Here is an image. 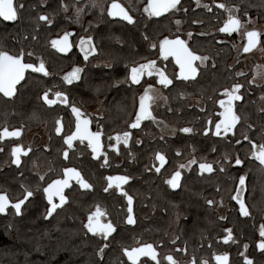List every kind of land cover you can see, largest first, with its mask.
<instances>
[{
  "label": "flooded vegetation",
  "instance_id": "1",
  "mask_svg": "<svg viewBox=\"0 0 264 264\" xmlns=\"http://www.w3.org/2000/svg\"><path fill=\"white\" fill-rule=\"evenodd\" d=\"M106 0H14L15 4H23L24 8L21 9L18 13V20L14 22H5L0 18V49L8 51L10 54H16L19 52L21 48L24 49L25 53L32 52V56H26L25 62L28 63H35L39 64V60L42 58L45 67L49 72V76L45 77L41 73H33L30 69L26 71L25 77L27 75L34 81H38L41 83V88L44 90L41 95L40 99L43 96V93L49 89L53 88V91L49 93V98L54 99V92L57 90L64 91L66 89L69 94L68 97V104H62L57 102L55 105H47L41 99L39 100H28L22 101V87L19 85L17 86L20 92L19 99H15L14 97L8 98L4 97L2 93H0V132L3 129L7 128L9 132L15 131L17 129L20 130V136H11L5 137L0 139L3 142L0 145V149L2 150H11L16 145H19L23 149H31L28 152V155L25 156L21 153V164L17 166L12 163L13 157L11 159V163L15 165V167L20 168L22 166V184L24 185H31L33 187H45L46 183L39 180V176L43 175L46 178L47 182H51L52 179L61 178L62 176V169L64 167H75L79 170L90 183V176H91V164L90 162H94L98 165V170L101 173V176L106 178L107 176H118V175H128L131 179L126 184H121V189L123 191L128 192L129 195L133 197V214L135 223L134 224H127L126 223V215H127V199L126 197L122 198V193L120 189H116L113 191L112 188L109 189L107 192L108 194H116L118 195L125 204L117 205V207L110 206V200L107 197H104V204H95L91 211L87 213V215L95 211V207L99 205L102 209H105L108 213L107 216L102 218V222L106 223L108 220H113L117 225L118 228L114 233L120 234L123 232H127V226L130 225L134 227L132 231V235L135 236V243L131 247H124L123 249L138 247L145 243H152V241H141L139 236L141 235H148L150 236L153 234V228L148 225V223L152 224V219L156 216H160V210L166 211L167 207V200L168 190L172 192H180L183 194H192L194 193L196 197H198L200 201V205L207 204V200H213L215 203L213 205L207 206L214 210L216 216L226 217L224 220H228V223H233L237 226L238 230L235 229L232 231V239L225 243L223 237L226 236L228 233L225 232V229L231 228H224V230L219 231V233L214 232L208 240L211 242L207 245L208 248L215 249L218 247L228 248L231 251H237V255L235 259L230 251H221L213 254V261L214 255L216 254H229V263L233 261V264H242L244 263V258L241 256V253H244L253 263L255 260L249 256L248 252L252 248V244H250V234L245 232L246 228L251 227L254 231L256 229L257 224L255 221L264 218V211L261 212H250V208L248 205L249 195H248V178L254 175V172L257 168L260 167L264 171V168L259 164L258 166H242L239 170L235 171V165L229 163V160H224V157L220 158L217 153V149L215 151H208V148H203V140L202 136H211L214 138H229L230 135H233L235 132L236 126L232 129V131L225 133L223 128L221 129V134L219 136L215 135V126L214 123H209V121H216L219 117V112L223 111L220 108L218 103L219 99H226L223 96L222 90L225 87L231 88L234 83L228 84L223 86L221 89L218 90L216 94L210 96H190L186 92L185 86L181 88H177L174 86L175 76L179 73V67L175 63V59L173 57H169L167 60L160 57L158 54V49L156 51L150 52L144 58L147 60H155L156 66L161 68L165 71V74L170 78L173 79V84L169 85L168 87H164L163 85L157 82L158 77H149L144 76L141 78V85L144 84V81H148V83H155L158 86L162 87L163 91L166 95L165 102H158L156 106L152 103L151 111L152 115L155 117V121L152 119H144L141 121L140 127L136 129L129 128V123L134 119L135 111L138 108V97L143 92V87L137 84H130V82L123 86V88L129 93L131 92V96L133 99H136L135 106L126 111V117L123 118L121 121L117 122L115 126L108 128L106 122V104L104 102L105 92L101 91L99 100L94 98L92 101L89 99V94L87 91L82 90V86L84 84L83 81V74L82 79L78 82H74L72 85H67L63 83L62 77L70 72L73 67L80 66L86 70H89L90 64H99L98 61L92 60L96 59V55L98 54L97 51V40L95 36L101 41L100 38V30L102 24V16L105 15V10L107 13V7L111 4L112 1H109L108 6L105 4ZM131 15L135 23L134 24H142L145 22H151L153 18H159L161 16L168 15L172 11H176L180 15L182 12L187 10L188 7L184 0H180V3L177 5L178 10L171 9L168 12L163 13L161 16H152L149 17L147 13L143 11L144 7L148 4V0H130V8L127 6L126 2L118 1ZM192 4L194 8H204V5H208L209 8L212 10V4L210 1L201 0L202 4H197L196 0H192ZM95 3L97 7H92V4ZM62 5L67 6V10L65 11ZM32 7V14L34 16L35 23L32 26L31 32L32 35H22V19L25 16L26 12L28 11L29 7ZM228 7H232L233 5H227ZM82 9L80 14L79 23L76 22V9ZM101 8L104 9V12L101 13ZM208 10V9H206ZM29 13V12H28ZM27 13V14H28ZM224 18L220 27L223 26L224 21L228 18V13L224 10ZM237 17L241 19L243 22L245 18H249L246 16L242 18L239 16L238 12L236 13ZM40 15H47L49 19L53 21L51 25H48L44 21L37 20V17ZM182 16H178L174 19L176 20L181 19L182 24L180 27L177 26L175 23V32L176 35L173 37H169L170 39H174L175 37L179 36L183 40H185L189 45V36L188 33H192L191 30H187L184 27V18ZM112 20H118L124 23L129 24L127 21H123L121 19L111 18ZM131 24V25H134ZM219 27V28H220ZM87 30V31H85ZM252 30V29H251ZM256 30V29H255ZM67 31L72 33L69 36V42L72 43V47L67 53H61L56 48H53L51 45V41L53 39H59L63 36L64 32ZM238 32V31H237ZM237 32H233L231 34L223 33L224 36L217 37V41L221 43H228L231 44L234 48L233 56L227 60L226 65L229 69L233 70L234 73L240 72V68L243 65L242 62H237L232 64V61L235 59L237 54V47L236 43L238 42ZM92 36L93 38V45L95 47V52H91L88 56V61L84 60V55L80 51L79 48V39L80 37ZM35 36L36 39L32 37ZM148 37L149 44L155 42L156 38ZM245 37V36H244ZM164 37L158 38V40H162ZM246 43V37L245 41ZM261 44V35H260V42L255 47L257 48ZM245 45V44H244ZM243 45V46H244ZM243 46L241 51H243ZM87 48V45H86ZM158 48V46H157ZM254 48V49H255ZM192 49V48H191ZM253 49V50H254ZM193 50V49H192ZM251 50V51H253ZM249 51V52H251ZM244 52V51H243ZM244 52V53H249ZM197 55H203L209 57L208 60L204 61L201 64L200 61H196L195 64L198 66V73L195 79L199 76L200 72L205 70H210L214 68L215 63L211 61V57L208 56L207 53H198L195 51ZM264 57V55H263ZM146 59H142L140 61L132 63L131 66L134 64L145 63ZM88 68V69H87ZM244 75H250V81L253 80L252 71L243 72ZM195 79H189L188 81H193ZM128 81V80H127ZM183 81V80H180ZM263 80L260 83H255L256 85L262 84ZM24 81H22L23 83ZM187 82V81H184ZM56 86V87H53ZM146 86V85H145ZM122 88V87H121ZM179 90V97L181 99H187L188 105L191 108L196 109L200 112V114H204V112L208 108V101H210L211 105L214 107L213 114L207 115L206 117V125L204 127L207 128L209 131L205 134L204 130L202 134L198 132L192 131L191 133H182V140H183V150L179 154V158L171 157V153L173 149L169 147V143H167V150L166 152L157 150L153 151L154 140H165L168 138L174 137L178 132L179 129L183 127H193L190 124L184 125L182 127H178L175 124L167 123L164 118L162 117L163 110L169 112L171 111V100L169 96V90ZM85 92V93H84ZM201 100V104L198 101ZM240 101H234V111L237 113V104ZM76 105L81 109V111L87 115L88 119L90 120L89 129L92 132L101 131V143L102 149L100 153H97V156H93L91 154V149L87 148V141L85 140L81 143L79 140L73 142V148L69 150V158L64 159L62 153L67 145L63 143L62 137L66 134H71L72 131L75 130V115L71 111V105ZM45 105L49 107L47 112L51 113L52 116L43 122H32L27 121L25 118V114L22 113V107L25 106H39ZM260 106L264 108V101H261ZM61 108V109H60ZM39 115L43 113V110H35ZM25 112V111H24ZM238 115V113H237ZM60 120L61 126V133L57 134L55 132L56 121ZM173 125L174 127H171ZM124 131H129L131 133L129 137L128 144L125 146L122 142L120 145H117L116 148L109 147V143L115 144V135L117 133H123ZM112 136L113 140L110 142L108 137ZM139 141V143H137ZM149 142L148 144L150 147L147 148L148 153V160L147 162H143V164H132L138 161L140 158H143V155L146 151L145 142ZM186 141H193L194 142V150L192 151L191 156L188 158V155L185 151ZM256 144V143H255ZM257 146L260 144H256ZM47 146V147H45ZM204 149L206 152H204ZM159 152L165 156V164L161 167L160 161L155 159V154ZM253 149L249 150V157L253 159L256 163H259L257 159L252 155ZM61 155L62 159L66 161V164L59 163L57 160V155ZM107 155L108 161H112L114 164L115 170L111 173L106 172V164L104 161V155ZM228 155V154H225ZM224 155V156H225ZM193 156L197 159V164L191 166V168H184L181 169L182 177L180 181V186L173 189L171 186L165 183V180L171 177V174L177 170L179 164H187L188 160L191 159ZM229 156V155H228ZM92 160V161H91ZM216 161H220L219 164L215 163ZM128 162H132L129 164ZM200 162H211L213 163L214 171L212 173L199 171V163ZM101 165H104L103 167ZM161 167V172L157 173L155 171V167ZM223 167L224 171L221 172L219 169ZM5 167L1 166V170H4ZM97 168V166H96ZM195 169V171H193ZM240 175L246 176L245 181V190L240 193L241 198L245 201V204L249 210V213L253 219H249L248 217L242 216L239 213V204L232 200L231 197L236 195L234 191L235 186L238 184V177ZM259 176H263V172L259 173ZM236 179V182L234 180ZM75 184V181L71 182ZM107 187V184L105 185ZM115 187V186H113ZM78 188V186H77ZM82 191H86L81 189ZM69 190H66V193ZM78 191L73 189L71 190V196L73 197L77 194ZM23 198V197H22ZM46 201V199H45ZM58 200L56 199V202ZM222 201V203H221ZM47 203V201H46ZM117 212V213H116ZM86 215V218H87ZM175 221H179L178 216L176 215ZM87 222V219H86ZM177 224V223H176ZM169 231V229H168ZM167 233V230H166ZM175 227L173 228V238H176ZM167 239V238H166ZM247 244V250L244 249V245ZM154 245V244H153ZM199 246H203L200 244ZM174 248L178 251L180 257H178V264H190V262L195 258L194 256L184 257L181 256L179 252L181 251V245L176 244L174 246L166 245V249ZM154 248L158 251V249L154 246ZM260 250V249H259ZM159 251L157 252L158 258ZM167 255H171L167 253ZM126 256V255H125ZM188 258V260L186 259ZM149 259L150 258H143ZM141 259V260H143ZM128 260V259H127ZM140 260V261H141ZM175 260V259H174ZM181 261V262H179ZM196 264H201L195 258ZM215 262V261H214ZM215 264H217L215 262Z\"/></svg>",
  "mask_w": 264,
  "mask_h": 264
},
{
  "label": "trees",
  "instance_id": "2",
  "mask_svg": "<svg viewBox=\"0 0 264 264\" xmlns=\"http://www.w3.org/2000/svg\"><path fill=\"white\" fill-rule=\"evenodd\" d=\"M109 1L112 0L105 1L106 6ZM118 1L126 2L130 8V0ZM184 1L188 9L183 11L182 15L172 11L168 15L153 18L151 22L145 20L142 24L134 25L110 19L105 10L100 30L101 41L95 36L98 54L96 59H92L98 61L99 64H90L89 70L85 69L82 90L87 91L91 101L94 98L99 100L101 91L105 92L107 127L115 126L117 122L126 117L127 109H130L133 104L135 106L136 102V99L131 96L132 93H128L123 88L129 83L126 79L125 65L129 67L132 63L142 60L150 52L158 49L150 48L149 41L144 39L145 36L156 38L155 42L158 46V38L176 35L174 19L182 16L185 21L184 27L192 31V36L188 41L189 45L198 53H207L211 57V61L215 63V67L209 66L210 70L204 69L193 81L175 80L174 86L177 88L185 86L186 92L190 96L203 95L207 97L216 94L223 86L231 83L239 82L244 85L241 89L243 100L237 104V113L241 119L236 125L234 134L229 138L202 136L203 148H208L209 152L216 148L220 158L228 154L231 158L229 163L233 165H235L234 158L238 156L244 161L242 166L259 167V163L250 159L249 150L252 147L250 141L256 144L264 143V111H262L264 108L260 106L261 101H264L262 99L264 97V81L260 85L249 84L251 74L237 76L233 70L227 67L226 62L233 56L234 48L231 44L217 41V37L224 36L218 29L225 14L224 9L218 8L217 5L220 3L235 5L242 18L256 17L264 23V0H206L212 4L211 11L194 8L192 0ZM31 10L30 6L22 19V35H32L31 29L35 21ZM193 21L202 23H193ZM200 33L206 34L200 35ZM261 48L264 54V33L261 34ZM22 84V101L41 100L40 95L44 90L40 87V82L32 80L27 75ZM64 91L69 94L66 89ZM19 96L20 92L17 93L15 99H19ZM169 96L172 109L169 112L163 110L160 114L164 120L178 127L190 124L195 133L202 134L206 125V116L213 114L214 111L210 101H208L207 110L202 115L196 109L189 107L187 99L179 97V90H169ZM35 110L44 112L39 115ZM48 110L49 107L45 105L22 107V113L25 114L27 121L38 120L39 123L52 116L47 112ZM249 125L252 127L249 128ZM244 136L249 139L245 140ZM236 140H240V143L237 144ZM148 143L145 142L146 151L143 158L134 163L128 162L129 164L141 165L143 162H147V148L150 147ZM154 143L152 151L154 153L157 150L166 152L167 143H169V147L173 149L172 158L177 156L179 158L177 153L180 154L184 147L180 131L172 138L155 139ZM2 144L3 142L0 141V145ZM193 146V141H186L185 151L188 158L194 150ZM204 152H206L205 149ZM11 159L10 150L0 151V168L1 166L5 167L4 170L0 169V192H6L13 201L23 197L21 185L30 187L36 194L29 198L30 203L25 202L26 207L21 216L13 215L12 211L5 215L0 214V264H131L124 255L123 248L131 247L136 242L135 236L132 235L134 227L126 225V233H112L107 241L108 247L104 249L102 260L98 253L105 241L99 236L92 238V234L87 233L83 227V224L86 223L87 213L92 210L95 204H104V197L110 200L112 207L125 204L118 195L103 191L107 181L101 176L97 164L96 168L93 166L95 163L92 160L90 162V181L94 185V189L79 190L73 197L70 194L71 191H68L69 199L65 205L58 208L53 216L45 219L47 203L41 194L42 186L39 187L40 191H37L38 187L22 184V166L15 167L11 163ZM57 160L63 166L66 164L60 154L57 155ZM239 169L240 167L235 165L234 170ZM113 170H115L113 162L108 161L106 172L111 173ZM262 172L263 176L260 177L259 173ZM248 190L250 212L264 211V171L260 167L255 170L253 176L248 178ZM167 195L168 209L160 210V216L154 217L152 224L148 223L154 229L153 234L139 236L141 241H152L159 251L158 259L161 264H169L164 259L167 253H170L178 264L177 258L180 257L177 255L178 251L172 247L166 249V245L174 246L176 244L181 245V250H184L179 252L182 254L181 256H194L201 264L204 261L207 264H215L213 254L226 250L230 251L235 259L237 251L222 247L215 249L207 247L211 243L208 237L214 232L219 233L224 228H231L232 231L238 230L235 224L218 218L215 211L210 209L207 204L201 206L194 193L182 195L180 192L168 190ZM176 215L179 218L177 224L174 218ZM249 219H253V217L250 215ZM255 222L257 227L254 231L251 227L245 229V232L250 234L249 239L252 244L248 254L255 260L253 264H264V251L257 247L258 242L262 239L259 236V226L264 224V218ZM174 227L177 235L175 239L173 238ZM200 244L203 246H199ZM186 259L188 260V258ZM145 260L149 264H155V261L149 259H143L141 262ZM233 261L229 264H233Z\"/></svg>",
  "mask_w": 264,
  "mask_h": 264
},
{
  "label": "snow or ice",
  "instance_id": "3",
  "mask_svg": "<svg viewBox=\"0 0 264 264\" xmlns=\"http://www.w3.org/2000/svg\"><path fill=\"white\" fill-rule=\"evenodd\" d=\"M180 3V0H148V4L144 7L143 11L147 13L149 17L152 16H161L163 13L168 12L171 9H176L177 5ZM197 4L199 5V0H197ZM64 10H67V6L62 5ZM92 7H97L95 3L92 4ZM206 9L211 11L208 5H204ZM218 8L224 9L228 13V18L224 21L223 26L218 29L219 32L231 34L233 32L242 31V36H245L247 39V44L243 46L244 52H249L252 48L256 47L259 42L260 32L258 30L252 29L248 30L246 25L252 23L251 19L248 21L242 22L239 17H237L234 13L238 10L237 6L228 7L227 5L220 3L217 5ZM24 8L23 4H15L14 0H0V18H2L5 22H14L18 20V13L21 9ZM82 9H76V22L79 23L80 14ZM104 12V9L101 8V13ZM247 15V13H245ZM107 16L111 18L119 17L123 21H127L129 24H134V18L129 15L126 9L118 2V0H112L111 4L107 7ZM39 21H44L48 25H51L53 21L48 18L47 15H40L38 17ZM175 23L179 25L181 21L176 20ZM193 23H202L200 21H193ZM87 31V30H85ZM206 33H200V35H205ZM72 33L67 31L64 32L63 36L59 39H53L51 41V45L53 48H56L61 53H67L70 48L73 46L72 43L69 42V36ZM189 38H191L192 33H188ZM36 39L35 36L32 37ZM145 40L148 39L147 36L144 37ZM87 45V48H86ZM79 48L80 51L84 55V60L88 61V56L91 52H95V47L93 45L92 36L80 37L79 39ZM150 48H157V43H150ZM158 54L160 57L167 60L169 57H173L175 59L176 65L179 67V73L175 76V79L188 81L190 78L195 79L198 73V66L195 64L196 61H200L201 64L204 61L208 60L209 57L203 55H197L194 50H192L187 42L181 39L179 36L174 39H170L169 37H164L162 40L158 42ZM32 52L25 53L24 49L21 48L18 53L10 54L8 51L0 49V93L3 94L4 97H14L16 93L19 91L18 85L23 87L22 81H25V73L27 70H31L33 73H41L43 76H49V72L45 67V63L41 58L39 60V64L28 63L25 62L26 56H32ZM145 63L134 64L130 68L128 65L126 67V79L130 82V84L141 85V78L146 76L149 77H158L157 82L164 87H168L173 84V79H170L165 71L156 66L155 60H147ZM85 69L80 66H75L72 70L66 73L61 79L63 83L67 85H72L74 82H78L82 79V73H84ZM237 76H243L244 73L238 72ZM249 84L253 83V81H249ZM146 85V86H145ZM56 87V86H53ZM143 87L142 94L138 97V108L135 111L134 119L129 123V128L136 129L140 127L141 121L144 119H152L155 121V117L152 115L151 105L158 98L156 96V90L154 89L153 84L148 83V81H144V84L141 85ZM244 87L243 84L236 82L231 88L225 87L222 90V94L226 99H219L218 103L220 108L223 111L219 112V117L216 121H209V123H214L215 126V135L219 136L221 134V129L225 133L232 131V129L240 122V116L234 111V101H242L243 93L241 89ZM53 91V88L47 89L41 99L43 102L49 106L57 104V102L62 104H68L67 94L63 91L57 90L54 92V99L49 98V93ZM264 99V97H262ZM71 111L75 115V130L71 132V134H66L62 137L63 143L67 145V148L63 150L64 159L69 158V150L73 148V142L79 140L83 143L85 140L87 141V148L91 149V154L96 156L97 153H100L102 149L101 143V131L92 132L89 129L90 120L87 115H85L79 107L76 105H71ZM264 111V109H262ZM55 132L57 134L61 133L60 120L56 121ZM249 128L252 126L249 125ZM182 133H191L193 131L192 128L183 127L179 129ZM208 129L205 128V134L208 133ZM20 130L17 129L15 131L9 132L7 128H5L2 132H0V139H3L5 136H20ZM131 133L129 131H124L123 133H117L114 137L115 144L109 143V147L116 148L117 145H120L121 142L126 146L129 141ZM245 140L249 138L244 136ZM108 140L111 142L113 140L112 136L108 137ZM139 143V141H137ZM236 143L239 144L240 140H236ZM252 143V155L259 161V164L264 168V143L260 145H256L254 142ZM47 147V146H45ZM2 151V149H0ZM31 149H23L19 145H16L11 150V155L14 157L12 163L20 166L21 160L20 155L27 156L28 152ZM215 151V149H213ZM179 155V152L177 153ZM155 159L160 161L161 167L165 164V156L159 152L155 154ZM230 157L228 155L224 156V160H229ZM105 164L108 163V157L104 155ZM215 163L219 164L220 161H216ZM235 165H242L244 161H242L238 156L234 158ZM197 164V159L193 156L188 160L187 164H179L177 170H175L171 177L165 180V183L171 186L173 189L180 186V181L182 177L181 169L191 168L192 165ZM102 167L104 165H101ZM155 167V166H154ZM161 167H155V171L157 173L161 172ZM195 171V169H193ZM199 171L212 173L213 163L211 162H200L199 163ZM219 171L223 172L224 168L221 167ZM131 179L128 175H118V176H107V187H104L103 191L107 193L110 188L115 191L116 189H120L122 196L127 199V215H126V223L134 224L135 221L132 216V204L133 197L128 194V192L123 191L121 189V184H126ZM39 180L46 183V186L42 188V197L47 201V207L45 212V219L49 216H53L54 213L57 212L58 208H61L68 201L69 197L65 192V189L69 191L75 189L77 191L83 190H93L94 185L91 184L84 176H82L81 172L77 170L75 167H64L62 169L61 178L52 179L51 182H47L45 176H39ZM75 181V184L71 182ZM245 181L246 176L240 175L238 177V184L235 186L234 191L236 195L231 197L232 200H235L239 204V213L242 216L248 217L250 215L249 210L246 207L245 201L241 198L240 193L245 190ZM78 186V188H77ZM115 186V187H113ZM23 189V198L16 199L13 201L10 196L6 192H0V214H6L9 211H12L13 215L21 216L26 207V201L31 202L29 200L30 197H33L36 193L30 188L21 185ZM37 191H40L39 187ZM84 194V193H82ZM58 198L59 203H56V199ZM206 203L208 205H213L215 202L213 200H207ZM222 203V201H221ZM108 213L105 209H102L99 205L95 207V211L90 212L87 215V222L83 224V227L87 230V233L92 234V238L97 236L101 237L102 240L105 241L103 245L99 248V256L101 260L103 259L104 249L108 247V239L114 233L118 225L113 220H108L106 223L102 222V218L107 216ZM221 220L226 219V217H220ZM225 232L228 234L223 237L225 243L232 239V230L225 229ZM259 236L262 238L258 244V249L264 251V224L259 226ZM174 242V241H173ZM248 245H244V249L247 250ZM184 251V250H181ZM124 255L127 256L128 261H131V264H149L147 260L141 262L140 257H148L151 261H155V264H161V261L157 258V252L154 248L153 244L145 243L139 247H133L131 250L125 248L123 249ZM241 256L244 258V264H253V262L244 254L241 253ZM169 264H177V261L174 260L172 255H167L164 257ZM217 264H228V255L224 253L222 255H218L215 257ZM190 264H196L195 258L190 262ZM202 264H207L206 261L202 262Z\"/></svg>",
  "mask_w": 264,
  "mask_h": 264
},
{
  "label": "rangeland",
  "instance_id": "4",
  "mask_svg": "<svg viewBox=\"0 0 264 264\" xmlns=\"http://www.w3.org/2000/svg\"><path fill=\"white\" fill-rule=\"evenodd\" d=\"M199 4H202L201 0H199ZM236 13L237 11L234 13L237 16ZM249 19H251L252 23L246 25L248 30L256 29L260 32V34L264 33V23L260 22L256 17L245 18L243 22L248 21ZM179 21H181V23L177 25L178 27H180L182 24V20L179 19ZM242 31L243 29L237 32V37H238V42L236 43L237 54L235 59L232 61V64H235L237 62H242L243 65L241 66L239 71L240 72L252 71L253 74L252 81L255 83H260L264 78V57H263L264 54L262 52L261 44L260 46H258L249 53H244L243 51H241L242 46L245 44L244 43L245 37L242 36L241 34ZM153 86L154 89L156 90V96L158 97L156 101L153 103L154 106H156L159 101L160 102L166 101V95L162 87L158 86L155 83H153ZM198 102L199 104H201V100ZM171 127L174 126L171 125ZM175 223H178V221H175Z\"/></svg>",
  "mask_w": 264,
  "mask_h": 264
},
{
  "label": "water",
  "instance_id": "5",
  "mask_svg": "<svg viewBox=\"0 0 264 264\" xmlns=\"http://www.w3.org/2000/svg\"><path fill=\"white\" fill-rule=\"evenodd\" d=\"M119 17H115V19H118ZM120 19V18H119ZM181 38V37H180ZM182 39V38H181ZM259 42H260V38H259ZM258 42V43H259ZM258 43H257V45H258ZM245 44H247V39H246V43ZM256 45V46H257ZM255 48V47H254ZM254 48H252L251 50H253ZM250 50V51H251ZM4 130V129H3ZM5 137H11V136H5ZM4 137V138H5ZM96 156H97V154H96ZM13 159H14V157H13ZM20 160H21V157H20ZM66 190L67 189H65V192H66ZM22 199V198H21ZM57 200H58V198H57ZM56 203H59V200L56 202ZM247 207V206H246ZM132 208H133V204H132ZM248 209V208H247ZM7 214V213H6ZM1 215H5V214H1ZM132 216H133V219H134V214H133V211H132ZM49 217H51V216H49ZM49 217H47V218H49ZM134 221H135V219H134ZM141 246V245H140ZM154 246V245H153ZM139 247V246H138ZM129 250H131V248L129 249ZM156 252H158L157 250H156ZM218 255H222V254H216V255H214V261L217 263V261H216V259H215V257L216 256H218ZM227 255H228V264H229V254L227 253ZM126 258H127V256H126ZM143 258H148V257H140V260L141 259H143ZM128 259V258H127ZM130 263H131V261H129Z\"/></svg>",
  "mask_w": 264,
  "mask_h": 264
}]
</instances>
